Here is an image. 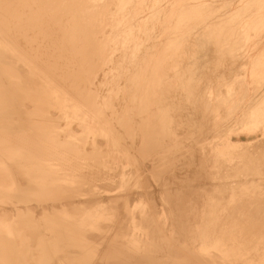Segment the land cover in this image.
<instances>
[{
	"label": "bare ground",
	"instance_id": "6f19581e",
	"mask_svg": "<svg viewBox=\"0 0 264 264\" xmlns=\"http://www.w3.org/2000/svg\"><path fill=\"white\" fill-rule=\"evenodd\" d=\"M4 1H5L4 4L2 3L0 5H2L3 11H5L6 15H8L7 16L9 18L8 23L10 24V21H12V19H13V21H16V24H18L16 26H18L22 37H21V40H20V38H16V39L20 40L21 47H23L22 49H24V50H22V49L21 50L24 51V53L26 54V59L28 60V58L32 57V58L37 60L36 63L34 62V64L38 65L37 62L40 63V61H41V62H43V64L45 62V64L48 65V67H49V65L53 66L55 73H53L52 76H54L55 80H56L53 82H55V83L57 82L56 84L58 85V87L60 88L61 91H66V92H69V94H70V112L68 111L70 113V150H69L70 154L68 153L70 155V168L67 167L69 164H67V166H66L68 169H70V176L67 175V177L69 176L70 180H72V181L75 179H77L78 182L87 181V184L88 185L90 184V186L92 188L93 187L97 188L99 184L101 185V189L96 194L90 196L91 198L89 201L87 198V201L89 204L93 203L89 207V209L95 205L96 206L102 205V204L108 205V203H109V204H111L110 207L113 206L114 209L116 210V212L118 213V216L120 217L119 220L124 222L123 220H125V219H127V221H128V218H132V219L134 218V216H135L134 211L129 210L130 207L134 206V203L136 204V203H138L139 200L144 199V201L147 200L146 202L153 204L154 201L157 200V202H159L162 207H165V206L168 207V209L170 210V213L173 212L174 215L176 214L175 216L177 217V219H176L177 221L174 222L175 220H173V221L171 220L169 222V220H168L169 218H168L167 219L168 221L166 224V227L167 226L168 227L165 228V231H164V226H160L158 224L155 225L153 222L149 221V220H151L150 218L153 217L152 216L153 207L151 206L152 211H150L148 209L149 210L148 212L151 213V215H148L149 220L146 221V222H148V226H147V223H146L147 227L144 226L143 224H141L140 226H142V228H143V226L146 227V229L148 230L147 232L149 233L148 236L146 237V239H147L146 241H148V240L150 241V243L148 245L149 247H147V248H149V250L144 249L145 252L148 250L146 252V254L144 253L145 254L144 256L149 259L150 264H173L172 262L176 263L177 260L175 259V257L178 256V254L179 255L182 254V252L179 253L180 251H182L181 248H184L186 250V252L189 251L190 253H189L188 259L185 261L182 260L181 262L179 260L178 261L179 264H231L232 262L230 263L227 261V260H229L228 257L229 256L232 257V255L237 253V251H239V249H241L242 245L246 241H248V237H250V236L244 235V233H243L242 236H240V234L237 235L238 238L235 239L236 236H233V235H235L234 232L236 231V229L238 227H235V228L231 227L232 230H229L226 227L222 226L223 224L222 225L220 224V222L222 220H220L218 222V219H216V216L213 215L214 212H212V214L210 213L211 215L207 214V213H206L207 215L204 214L205 216L202 215L204 221L201 222L200 220H198L199 216L202 214L204 207H205L203 205L204 204L203 201L200 200L201 199L200 196L202 195L203 192H207V193H210L211 195L215 196L217 194V192L215 194H212V189H215L213 187H216L217 185H215V186L213 185L214 184V181H213L214 177H213L212 173L209 172V169H210L212 164L211 165L207 164L208 158L205 159L206 161L201 162V161H199V160H201V159H199L200 155H198V159H199L198 161L201 163L198 162V164L196 165V161H197V159H196L195 164L193 166L188 164L189 167L186 168V162L188 161L189 158L192 159V157H194V154H195L194 150H196L195 148L192 149L193 147H191L192 141H194V140H192L191 137L193 136L194 129H192L193 128L192 126H194V125H192V124L194 122L193 119L195 117L191 120V122L188 119V121L190 123H192V124H189L186 116L183 115L184 112H186L188 109L185 111L183 109L182 115L185 116L184 118L186 119L184 121L188 122V123L184 122V125L187 126V124H189L191 126V129L193 130L191 133V136L188 137L191 140L186 139L188 135L187 136L185 135L186 137L183 138L182 133H183V135L186 133H184V131H182L183 126L181 124L183 122H181V119H184V118L180 114L182 111H179L180 104L178 103V100H179V98H181V96H183L181 94V89L185 91L188 87L186 89H183V87L181 88V86L183 85L182 84L183 82L181 83L182 79L180 76H177V79L178 78L181 79L180 83L182 85H180V83L177 80L176 81L172 80L173 83L170 84V81H171L170 76L171 75L168 76V74L169 73L171 74V72H173L174 69L176 70V68H175L176 64L173 61L169 62V60H168V58L171 56V55L169 56V53L171 51L168 53L169 57L167 56V50L169 49L168 43L170 40L171 41H170L169 47H170V45L171 46L174 45L175 48H176V45L179 46V44H177L179 42V40H178V42H176V40H175L174 44H171L172 40H174L173 38H170V40L168 39L169 41H167V38H169L170 33H172V34L174 33V36L175 37L178 36L177 38H179V39H180L179 35L181 36L182 33L181 34L178 33L179 31L175 32V29L173 31H171L172 29L171 30L168 29V31L170 30V33L167 34V36L168 35L169 36L166 37V33H168V32L164 29V27L159 29V30L150 29V28H148L149 26L147 25L148 23L146 24V21H144V23H142L141 28H139V26H138L140 22L137 23L136 26H134L133 24H132L133 25L132 26L131 23H128L130 21H128L127 19L130 16L132 18L134 6L131 7V9L129 7L127 8V5H126L125 1H123V0H4ZM1 2H2V0H1ZM146 2H148V1L146 0ZM130 3H132V2H130ZM141 3H142V1H141ZM174 3H176L175 5H177L181 2H179V3L174 2ZM132 4H134V3H132ZM132 4L128 5V6H132ZM175 5H173V6H175ZM141 8H142V6H141ZM171 8L173 9L172 6H171ZM211 8H213V7H211ZM176 11H177V9H176ZM5 12H2V13H5ZM172 12H175V11H172ZM205 12H207V11H205ZM2 13H0V14H2ZM134 13H135V11H134ZM185 13H187V12H185ZM190 13H193V12L191 11ZM2 15H1V17H3ZM14 15L18 16L19 19H22L21 21H23V20L24 21L20 22V20L18 18H15V20H14ZM170 15H172V14H170ZM182 15H183V13H182ZM199 15H202V13L201 14L199 13ZM142 16H143L142 19H144L146 16V13L145 14L143 13ZM178 16L181 17V13ZM168 17H170V16H168ZM202 18H204V16ZM133 19L134 18H132L130 20L132 21ZM167 20H166V22H168ZM174 20H173V22H174ZM13 21H12V23H13ZM157 22H156V24H157ZM166 22H165V20L163 21V19H162V22L160 21L159 24H161V25L163 24V26L165 25V28L166 27L168 28V26L170 24L168 26H166L167 25ZM1 23H2V21H1ZM175 23H178V22H175ZM9 24H7L8 27H10ZM14 24H15V22H14ZM159 24H158V26H159ZM152 25H154V24H152ZM20 27H22V28H20ZM5 29H6V27H5ZM182 32H183V30H182ZM8 33H7V35L12 34V33H10V34H8ZM175 33H176V35H175ZM196 33H198V32H196ZM14 34L17 35L15 32H14ZM2 36L4 37V35H2ZM10 36H7V37H10ZM228 36H229V34H228ZM170 37H173V35H171ZM195 38H197V37H195ZM185 40H183V41H185ZM14 41H15V39H14ZM216 41H215V43H216ZM16 42L18 43L19 41H16ZM12 43L14 44V42H12ZM180 43H182V42H180ZM185 44H187V43H185ZM220 44H222V42H220ZM185 46L188 47V45H185ZM14 47H16V45ZM181 47L182 46H180V48ZM221 47L219 46V48H221ZM19 49H20V47H19ZM18 50H16V51H18ZM176 50H178V49L176 48ZM185 51L186 50H184V52ZM222 51H224V50H222ZM178 52H180V50ZM190 52H191V49H190ZM19 53H20V50H19ZM175 53L176 54H174V55L176 56L177 52H175ZM180 54H182V53H180ZM213 54H214V52H213ZM27 55H29L30 57ZM225 55H227V54H225ZM217 56H219V54ZM177 57H178V59H180L179 55ZM174 58L176 60V57H174ZM174 58H173V60H174ZM190 59H191V57H190ZM218 59H219V57H218ZM29 61H30V59H29ZM175 62L181 63L180 61H175ZM185 63H186V61H185ZM34 64H32V65H34ZM227 64H229V62ZM37 65H35V66H37ZM6 69L8 71V68H6ZM182 69H183V67H182ZM46 70L47 69H45L44 71H46ZM224 70H226V69H224ZM201 71H203V70H201ZM255 74H257V73H255ZM4 75H6V74H4ZM49 75H51V74H49ZM192 76H194V75H192ZM54 77H53V79H54ZM173 77L175 78L176 75ZM173 77H172V79H174ZM182 78H184V77H182ZM37 79H38V77H37ZM212 79H214V78H212ZM30 83H32V82H30ZM33 85H34V83H33ZM188 86H189V84H188ZM224 86H226V85H224ZM184 88H185V86H184ZM1 93H3L4 96L7 95L9 102H10L8 105L11 109H14V107H15L14 101L12 103L13 91L7 83L4 85ZM31 94H34V93H30V95L28 94L29 96H25V97H28V99H29L32 97ZM0 96L2 97V95H0ZM37 96L38 95H35V98ZM183 100L184 99H182V100L180 99L179 101H182V103H183V105L181 104L182 105L181 107L184 106L183 108H185V105H184L185 102H183ZM192 101H194V100H192ZM29 103L32 104V102H29ZM186 103H188V101ZM200 103H199V105H201ZM51 105H52V103L48 102L47 108H52ZM68 105H69V103H68ZM175 105H179V106H175ZM189 106H190V103H189ZM192 106H193V104H192ZM177 107H179V108H177ZM31 108H33V107H31ZM42 109H44V108H42ZM25 110L28 111L27 108H25ZM44 110H46V109H44ZM170 110H172V111H170ZM191 110H192V108H191ZM191 110L189 111L190 114H191ZM36 111H38V110H36ZM197 112H198V110H197ZM211 112H213V111H211ZM192 113H193V111H192ZM34 114H36V113H34ZM54 114H56V113H54ZM37 115L40 116L39 113H37ZM61 115H62V113H61ZM194 115H195V112H194ZM29 116H30V114H29ZM66 116H67V114H66ZM187 116L189 117L190 115L187 114ZM36 117H38V116H36ZM57 118H58V115H57ZM36 119H38V118H36ZM219 119L220 118H218V120ZM62 120L63 119L59 120V122ZM207 120L205 121V123H207ZM11 121L13 122L14 120L11 119ZM41 122L47 126L49 124H46V123L52 122V117L48 116V115H43L41 118ZM59 122H58V125H60ZM196 122H197V119H196ZM198 122H199V119H198ZM185 123H187V124H185ZM196 125H197V123H196ZM204 125L202 128H204ZM190 126H188V127H190ZM208 126H210V125L208 124ZM36 127H40V126L36 125ZM41 127L43 128V126H41ZM188 127H183V128H188ZM20 128H22V127H20ZM47 128L49 129L50 127L47 126ZM56 128H58V127H56ZM59 128H60V126H59ZM197 128H198V126L196 127V129ZM214 128H217V127H214ZM191 129H189V131ZM185 130H187V129H185ZM205 130H206V128H205ZM189 131H185V132H188L187 134L190 135ZM206 131H208V130H206ZM62 132H60V134H62ZM195 132L197 133L199 131L195 130ZM44 133H46V132L44 131ZM203 133H205V132H203ZM60 134H59V137H60ZM199 135L201 136V134H199ZM199 135H198V137H199ZM64 136L62 135L61 138H63ZM202 136H201V139H202ZM195 137L198 138L197 136H195ZM205 137L203 138V140H205ZM15 139H16V137H15ZM17 139H18V137H17ZM56 139H57L56 140L57 142H59V141L62 142L64 140V139L63 140L61 139L58 141V139H60V138H56ZM56 141H55V143L57 144ZM31 142H33V141H31ZM201 142L203 143V141H201ZM36 143L37 142H35V144ZM194 143H197V142H194ZM207 143L209 144V142H207ZM17 146H18V144H17ZM22 146H24V145H22ZM205 146L207 148L206 144H205ZM47 148H49V147H47ZM196 148H198V147H196ZM67 149L66 150L62 149V150L67 151ZM183 149H184V151H183ZM224 149L229 151V143H226ZM29 150H30V148H29ZM203 150H205V152ZM33 151L35 152V150H33ZM33 151H32V153H33ZM41 151H42V149H41ZM56 151H58V150H56ZM197 151H198V149H197ZM201 151H203V153L206 154L205 148L204 149L201 148ZM207 151H209V150H207ZM49 152H50V150H49ZM59 152H57V153H59ZM183 152H185V153L182 155ZM51 153H53V152H51ZM185 154H187V155H185ZM64 157H67V156H64ZM195 157H196V154H195ZM51 158H52V155H51ZM68 158H69V156H68ZM7 159H9V158H7ZM48 159H50V158L48 157ZM9 160H11V159H9ZM15 160H16V158H15ZM64 160H66V159H64ZM222 162L223 161H221V165H222ZM210 163H211V160H210ZM58 165L59 164L57 163V166ZM61 165H62V163H61ZM61 165H59L60 168H62ZM43 166H45V165L43 164ZM214 167H215V165H214ZM220 167L222 168V166H220ZM67 168H66V170H67ZM232 168H229V169L232 170ZM62 171H65V169ZM221 171H222V169H221ZM228 172L229 171H227V173ZM45 173L46 172H44V174ZM225 173H223V174H225ZM58 174H60V173H57V175ZM223 174H221V175L223 176ZM30 175H32V174H30ZM31 177L32 176H30V178ZM0 178H2V177L0 176ZM37 178H38V176H37ZM5 179H6V177H5ZM56 179H58V176L56 177ZM220 179H222V178L220 177ZM225 179H223V180H225ZM192 180L195 181L196 183H192L193 182ZM217 180H218V178L216 179V181ZM63 181H65V180H63ZM67 181H68V179L66 180V182H63V183L65 184V183H67ZM95 182L98 184H96ZM68 183H67V185H68ZM73 183L75 184L74 181H73ZM73 183L71 182V184H73ZM1 184L3 185V183H0V185ZM57 184H59V183H57ZM62 184H60V185H62ZM71 184H70V187H68V189L73 187ZM83 184H86V182ZM224 184H226V183H224ZM79 185L81 186L82 184L80 183ZM221 185H223V184H221ZM10 186H11V184H10ZM55 186L57 187V185H55ZM77 186H78V184H77ZM90 186H88V187H90ZM226 186H227V184H226ZM36 187H38V186L37 185L36 186H30L28 184L24 185L22 183L21 184L18 183L14 187H11L9 192L2 191V189L0 188V199L6 203L5 207L1 208L2 209L1 211H2V213H3V211L4 212L8 211V213L11 215L10 216L11 217L10 222L12 224V227H14L15 231L17 233H19V234H17L19 237L16 240L15 238L13 239L10 236L6 235L4 232L2 233L0 231V264H17V262L19 261V251L23 247L25 248V246H26V245L24 246L23 241H25V239H27V237L25 236V234L23 236L22 230L24 233V226H27V225H26V223H23L21 220V218L26 217V215L29 216V218H30V226H33L35 231H37V233H40V235H41L40 237L37 236L38 238H36V244H35L34 248H35V250H37V254H36L37 258H39L44 264H49L50 262H48L49 260H47L48 259L47 257L53 255V254H51L52 251H49V249H48V248H50L48 245V243L50 241L47 243L48 240L61 241V243H59L58 245L53 246V248H57V249H55V252H57L55 254L60 255L62 258V261H60L61 263H63V264H95V260H97V258L94 259L93 257H91L89 255V252H90L89 246H87L86 244H83L80 241L81 235L79 234V231L81 232L83 230L87 239H94L97 236H99L100 234H102L103 231L100 228H98V225L100 223L99 219L102 217V215L100 213H96V211L89 212V215L83 214V213L77 214V215H82V217H79V216L71 217L73 219V223L75 224V227L74 228L70 227V230H69L63 224L62 219H60V220L56 219V209H54L52 206H49V205H46V206H44L43 204L41 205L38 200L34 199V196L31 195V192H33L34 190L36 191ZM49 187H48V189H49ZM56 187L52 188V190L55 189ZM66 188L67 187H65V189ZM44 189H46V188H44ZM58 189L59 188H57V190H56L57 192L56 191L54 192L55 197H58V196H56V194L58 193ZM74 189H75V187H74ZM79 189H81V188L79 187ZM228 189L229 188H227V192H228ZM52 190L50 192L53 193ZM70 190L71 189H69V193H70ZM72 190H73V188H72ZM90 190H92V189L90 188ZM230 190L231 189H229V191ZM75 191L77 193V191H79V190L77 189ZM82 191H80V192H82ZM47 192H49V190ZM222 193H221V195H222ZM178 194H179V196H178ZM218 194L220 196V193H218ZM39 195H41V194L39 193L38 197H39ZM35 196H36V194H35ZM52 196H54V195H52ZM66 196H65V198H66ZM70 196H71V194H70ZM214 196H213V198H214ZM178 197H180L178 200L175 199ZM202 197H204V196H202ZM217 197H218V195H217ZM224 197H226V196H224ZM78 198H79L78 195L74 196L73 198H70V200H69L70 204L76 203V199H78ZM47 199H49V198H47ZM66 199H64V202ZM219 199H220V201H222L221 197ZM225 199H228V198L226 197ZM225 199H223V201ZM66 201H68V200H66ZM144 201H142L143 203L141 202V204H144L145 203ZM215 201H216V199H215ZM34 203H35V205H34ZM183 203L188 204L187 206L190 207L191 210L193 209L192 213H195V215L197 216V219L195 218V220H194V217H192L193 220L190 219L189 210H186V212H182L183 209H181V208H182ZM207 203H209V201H207ZM84 204H86V203H84ZM84 204L82 205L83 207H84ZM146 204H148V203H146ZM222 204H223V202H222ZM236 204H234L235 206L233 205L234 206L233 209L231 208L232 210H234L233 215L236 213L235 212V207H237ZM53 205H54V203H53ZM72 205H75V204H72ZM107 205H106V207H107ZM148 205H151V204H148ZM219 205L221 206V204H219ZM75 206L77 207V205H75ZM96 206H95V208H97ZM135 206H134V208H135ZM187 206L185 205V207H187ZM69 207H70V205H69ZM69 207L67 206V208H69ZM76 207L75 208L72 207L71 209H73V208L78 209ZM79 207H81V206H79ZM223 207H224V204H223ZM95 208H94V210H96ZM147 208H150V206L149 207L147 206ZM211 208H212V205H211ZM80 209H82V208H80ZM106 209L109 210V208H105V210ZM145 209H146V207H145ZM156 209L157 208H155V210ZM205 209H208V207ZM227 209H230V208H227ZM231 209H230V211H232ZM259 209H260V207H259ZM210 210H213V209H210ZM253 210L254 209H252L251 211H253ZM137 211H135V212H137ZM156 211H158V210H156ZM255 211H254V213H255ZM146 212H147V210H146ZM163 212H164V210H163ZM247 212H250V211L248 210ZM153 213H154V211H153ZM204 213H205V211H204ZM227 213L229 214L231 212H227ZM262 213H261V215H262ZM114 214H116V213H114ZM114 214H112V215H114ZM219 214H220V212H219ZM164 215H165V213H164ZM174 215L170 214V217L171 216L173 217ZM230 215L232 218V214H230ZM253 215H251V217H253ZM1 216H3V215H1ZM116 216H115V218H117ZM150 216H152V217H150ZM155 216H157V214ZM175 216H174V218H175ZM220 216H222V215H220ZM226 217H228V216H226ZM226 217H223V219ZM141 218H139V219H141ZM145 218L144 219L142 218L143 221H145ZM235 218H236V216H235ZM79 219L81 220L80 222L78 221ZM146 219H148V218H146ZM153 219H154V217H153ZM156 219H157V217H156ZM248 219H250V217ZM137 220H136V216H135L134 222H136ZM155 220H153V221H155ZM224 220L226 222L227 219H224ZM116 221H117V219H116ZM254 221H256V220L254 219ZM258 221L262 222V219H258L256 222L258 223ZM222 222H224V221H222ZM248 222H249V220H248ZM248 222H247V224H248ZM105 223L106 222H104V224ZM113 223H116V222L113 221ZM119 223L122 224L121 222H119ZM132 223H133V221H132ZM138 223H140V222H138ZM142 223H144V222H142ZM149 223H150V225H149ZM164 223H165V221L163 222V224ZM226 223H225V225H226ZM250 223H252V221L249 222V224ZM262 223L264 224V221ZM108 224H110V223H108ZM120 224H119V226H120ZM123 224H125V222ZM127 224L130 225V223H127ZM254 224H256V223H254ZM226 226L228 227V225H226ZM248 226L251 227L250 225H248ZM260 226L262 227L261 223H260L259 227L257 224V226H255V228L257 227V228L262 230V228ZM113 227H112V229H113ZM123 227H125V226H123ZM128 227L127 228L125 227L123 229L121 227L119 228V227L115 226L114 234H113V232L111 233V231H109V232L111 233V235H114L115 238H116V236H117V238H118V236L120 238L122 235H125V234L128 236L129 233L127 234V232L130 229V227H129V229H128ZM252 227H254V226H252ZM252 227H251V229H252ZM176 229L179 230V233L182 235V237H181L182 241L180 243H176V242L172 243L170 241V239H173V238H167ZM246 229H248V228H246ZM243 230H240V231H243ZM248 230L251 231L250 228ZM240 231H238V232H240ZM256 231H257L256 233H259V231L257 229H256ZM252 232H254V231L252 230L251 233ZM262 232H263V230H262ZM143 233H145V231ZM163 233H164V236L166 237V239H164L165 237L162 238ZM176 233L179 234L178 231ZM7 234H10V233H7ZM20 234H22V235H20ZM263 234L264 233H262V235ZM104 235L108 236L110 234L106 233ZM256 235H258V234H256ZM101 236H103V235H101ZM135 236H137V235H135ZM103 237H102V239H103ZM109 237H111V236H109ZM138 238H137V241L139 240ZM103 240L106 241V239H103ZM120 240H123V239H120ZM250 240H251V238H249V242L252 241V240L251 241ZM99 241H102V240H99ZM105 241H102V243L103 242L105 243ZM120 242L122 243V241H120ZM142 242H144V240ZM117 243H119V242H117ZM146 243L144 245H146ZM248 243L246 244L247 247H248ZM101 244L99 243V245H101ZM140 244L141 243L139 242V246H141ZM181 244H183V246ZM110 245H112V244L110 243ZM110 245H106L107 250L111 248V247L108 248V246H110ZM104 246L102 244V247H104ZM116 246H120V245L118 244ZM123 246H122V248L124 249L125 246L124 247ZM127 246L129 247V245H127ZM116 248H118V247H116ZM103 249H105V247ZM245 249H246V247H245ZM255 249H256V247H255ZM112 250H114V249H112ZM134 250H136V249H134ZM137 250L140 251L141 253L143 252L140 249H137ZM111 251H110V254L112 255L113 251H112V253H111ZM122 251L119 254L120 257L118 254H116L120 258L119 259L120 262H124L125 260L127 262V260H129L131 257H134V255L133 256L131 255V257H130L128 255L129 253L126 254ZM124 251H126V248ZM108 252H109V250H108ZM77 254H81L84 258L78 257ZM125 254L128 256H126ZM138 254H136V255H138ZM113 255H112L113 256L112 258H114L116 256L115 254H113ZM141 256H142V254H141ZM85 257H87L88 259H85ZM99 257L100 256L98 255V258ZM179 257H184V256L180 255ZM235 257H237V256H235ZM116 258L117 257H115V259ZM140 258H142V257H140ZM146 258H144V259H146ZM173 258L176 261H173ZM255 258H257L256 254L249 257L248 261H249V259H251V261H253ZM39 259H38V261H39ZM134 259H137V257L135 256ZM23 260H25V259L23 258ZM139 260H141V259H139ZM244 260L245 259L243 258L241 260V263L247 264L246 263L247 260L246 261H244ZM105 261H110V260L106 259ZM105 261H104V263H106ZM98 262H100V261H98ZM115 262H116L115 264L119 263L117 261H115ZM263 262L264 261H262V263ZM110 263L114 264L113 261H111ZM257 263H259V262L257 261ZM262 263H260V264H262ZM52 264H58V262L54 261V262H52ZM123 264H125V262ZM234 264H236V263H234Z\"/></svg>",
	"mask_w": 264,
	"mask_h": 264
},
{
	"label": "rangeland",
	"instance_id": "374dc122",
	"mask_svg": "<svg viewBox=\"0 0 264 264\" xmlns=\"http://www.w3.org/2000/svg\"><path fill=\"white\" fill-rule=\"evenodd\" d=\"M123 1H125L127 8L129 7L131 9V7L134 6L133 10L135 11V13L133 11V15L131 14L132 18H134V19L131 21L130 20V19H132L131 16L127 19L128 21H130L128 23H131V25L133 24L134 26H136L137 23L140 22L138 26H139V28H141L142 23H144V21H146V24L148 23L147 25L149 26L148 28H150V29L159 30V29L164 27V29L168 32V33H166V37L169 36V35L167 36V34L170 33L171 29H172L171 31H173L175 29V32L179 31L178 33H180V34L182 33L181 36L178 34L180 39L177 38L178 36L175 37L174 33L173 34L170 33V36L173 35V37L169 36V38H167V41H169L170 38H173L174 40H172L171 44H174L175 40H176V42H178V40H179V42L177 43V44H179V46L176 45V48L178 50H176L174 45H172L173 47L171 45L169 47V44L171 41L170 40L168 43L169 49L167 50V56H168V53L170 51L173 54L171 52H170L171 54L169 53V56L171 55L170 57L172 59L169 56H168L169 58L168 57L167 58H168L169 62L173 61L176 64V67H175L176 70L174 69V71H173L174 73L171 72V74L170 73L168 74V76L171 75L170 76L171 81L169 80L170 84L176 80L180 83V81L182 79L181 83L183 82L182 83L183 85L180 83V85H182L181 88L183 87V89H186L188 87L185 91L181 89V94L183 96H181V98H179V100L184 99L183 102H185V104H184L185 108H183L184 106L181 107L183 105V103H182V101H179V100H178V103L180 104V106L179 105H175V106L180 107L179 111H182L180 113L181 115L183 114V109H184V111L188 109L186 111L187 113L184 112V114H183L186 116L187 121L189 119L191 122V120L194 117L197 119V122H196L195 118L193 119L194 120L193 124L188 121L189 124L194 125V126H192L193 127L192 129H194V131L191 129V126L189 124H187L188 122L184 121V120H186L184 118L185 116L182 115L184 119H181V122H183L181 125L183 127L190 126L188 128L191 129L189 131L188 128L182 127V131H184V133H186L184 135L182 133L183 138H185L188 135L186 139H190L188 137L191 136V133L193 131V136L191 138L194 141H192V144H191L192 146L191 145L190 146L193 147L192 149H194V148L196 149L194 151H195V154L197 157L196 158L195 154L193 153L194 157H192V159L191 158L188 159V161L186 162V168L189 167V165L193 166L195 164L196 159H197V161H196V165H197L199 161L204 162V161H206L205 159L208 158L207 164H210V165L212 164L210 169H209V172H211L213 177H214V179H213L214 184L213 185L214 186L217 185L216 187H213L216 190L212 189V194H215L217 192V194L215 196L211 195L210 193H207V192H203L202 195L200 196V198H201L200 200L203 201V203H204L203 205L205 207H204L202 214L199 216L198 220H200L202 222V221H204L203 216L210 214V213L212 214V212H214L213 215L216 216V219H218V222L220 220L224 221V222H222V221L220 222L221 225L223 224L222 226L226 227L229 230H232V228L238 227L237 228L238 230L236 229L237 232L235 231L234 232L235 235H233V236H236L235 239L238 238L237 235L240 234V236H242L243 233H244V235L250 236V237H248V241H246L242 245L241 249H239V251H237V253H235L236 255L234 254V255H232V257L231 256L228 257V259L230 260V261L227 260L228 262H230V263L232 262L231 264H234V263L242 264L241 260L244 258L245 259L244 261L247 260V262H246L247 264H260V263H262V261H264V234L262 235V233H264V226H263L264 224L262 223L264 221V97H263L264 96V0H184V1L183 0H181V1L180 0H147L148 2H146V0H140V1L139 0H123ZM141 1H142V3H141ZM4 2H5L4 0H2V2L0 0V4H2V3L4 4ZM130 2H132L134 4H132ZM174 2H177V3L181 2V3L175 5L176 3H174ZM131 4H132V6H128ZM173 5H175V6H173ZM0 6H1L0 7L1 8L0 13L5 12L2 9V5H0ZM141 6H142V8H141ZM171 6L173 7V9L171 8ZM211 7H213V8H211ZM176 9H177V11H176ZM169 10L170 11L172 10L175 12H172V11L170 12ZM191 11L193 13H190ZM205 11H207V12H205ZM185 12H187V13H185ZM198 12L200 14L202 13V15H199ZM143 13L144 14L146 13V16H147V17L145 16L144 19H142ZM180 13H181V17L178 16V15H180ZM182 13H183V15H182ZM2 14H0V26H1L0 27V42H1L0 43V74L2 75V78L6 81L5 83H7L13 91L12 103L14 101L15 107H14V109H11L9 107L8 104L10 102H9L8 98H4V101H2V103L0 105V114L3 115V121H2L3 139L0 142V176L2 177V178H0V181H1L0 183H3V185L1 184L0 188L2 189V191L9 192L11 187H14L15 185H17L18 183H16V177L13 176V171L18 170L21 174L19 179L21 180L22 184H24V185L28 184L30 186H36V185L38 186V187H36V191L34 190L33 192H31V195L34 196V199L38 200L41 205L42 204L44 206L49 205V206H52L54 209H56V219L57 220L62 219L63 224L69 230H70V227H72V228L75 227V224L73 223V219L71 217H73V216L82 217V215H77V214H82V213L89 215V212H91V211H96V213H100L102 215V217L99 219L100 223L98 225V228H100L103 231L102 234H100L99 236H97L94 239H87L83 230L81 232L79 231V234L81 235L80 241L83 244H86L87 246H89V249H90L89 255L91 257H93L94 259L97 258V260H95V264L96 263L97 264H109L111 261H113L114 264L116 263L115 261L119 262L118 264H123L124 262H125V264L126 263L127 264H130V263L131 264H140V263L141 264H146V263L150 264L149 259L144 256L146 254V252L149 250V248H147V247H149L148 245L150 243L149 240L146 241L147 240L146 237L149 234L147 232L148 230L146 229V227L148 226V222H146V221L149 220L148 215H151V213L148 211L149 210L152 211V208H151V206H152L153 211H154V213L152 211V216L154 217V219L152 216H150L152 218H150L151 220H149V221L153 222L155 225L158 224L160 226H164V231H165V228L168 227V226L166 227L168 220H169V222L171 220L172 221L175 220L174 222L177 221L176 220L177 217L175 216L176 214L174 215L173 212L170 213V210L168 209V207H166V206L162 207L160 205V203L157 202V200H155L154 203L152 204V203L146 202L147 201L146 199H145L146 201H144V199H142V200H139L138 203H136V204L134 203V206L136 205L135 208H134V206L129 208V210L134 211L135 216H136V220L137 219L138 220L136 222H134L135 216L133 219L128 218V221H127V219H125L126 221L123 220L126 224L125 225V224H123L124 222L119 220L120 217L118 216V213L116 212V210L114 209L113 206L110 207L111 204H109V203H108V205L106 204L107 207L105 204L104 205L102 204V205H97V206L95 205L97 208H95V206H92L89 209V207L93 204V203L92 204L88 203V201L91 198L90 196L96 194L101 189V185L99 184L97 188L96 187L92 188L90 186V184L89 185L87 184V181L78 182V180L75 179V180H73L75 182V184H74L73 181L70 180V177H69L70 176V169H68V168H70V155H69L70 154V151H69L70 150V113H69L70 112V94H69V92L61 91L60 88L58 87V85L56 84L57 82L56 83L53 82V81H56L55 77L52 76V74L55 73L53 66L49 65V67H48V65H46L45 62L43 64V62H41V61H40V63L37 62L39 65L38 66L37 64H34V62L36 63L37 60L30 57L29 55H27V56H29L30 58H28V60L26 59V54L24 53V51H22L24 49H22L23 47H21V43H20V40L22 37L21 32H20L18 26H16L18 24H16V21H13V19H12L13 23H12V21H10V24H9L8 23L9 18L7 17L8 15H6V12L2 13ZM170 14H172L173 16ZM1 15L3 17H1ZM166 16L167 17L170 16V17L167 18ZM203 16H204V18H202ZM15 18L19 19L18 16L14 15V20H15ZM162 19H163V21L165 20V22H166V20L168 21V22H166L167 23L166 26H168L170 24L168 26V28L167 27L165 28V25L163 26V24L162 25L159 24L160 21L162 22ZM19 20H20V22L24 21V20L21 21L22 19H19ZM173 20H174V22H173ZM1 21H2V23H1ZM5 22L7 24H9L10 27H8ZM14 22H15V24H14ZM156 22H157V24H156ZM175 22H178V23H175ZM152 24H154V25H152ZM158 24H159V26H158ZM5 27H6V29H5ZM20 28H22V27H20ZM168 29H170V30L168 31ZM182 30H183V32H182ZM14 32L17 35H15ZM196 32H198V33H196ZM7 33L8 34L12 33V34H10L11 35L10 36V35H7ZM228 34H229V36H228ZM2 35H4V37ZM175 35H176V33H175ZM5 36L6 37L10 36V37L6 38ZM195 37H197V38H195ZM16 38H20V40L19 39L17 40ZM14 39H15V41H14ZM183 40H185V41H183ZM16 41H19V42L17 43ZM215 41L217 44L215 43ZM12 42H14V44ZM180 42H182V43L184 42V43L182 44ZM220 42H222V44L223 43L224 44L222 45V44H220ZM185 43H187V44H185ZM15 45H16V47L17 46L18 47L17 48L14 47ZM185 45H188V47ZM180 46H182V47L180 48ZM219 46L220 47L222 46L223 48L222 47L219 48ZM19 47H20V49H19ZM18 49L20 50V53H19ZM190 49H191V52H190ZM16 50H18V51H16ZM179 50H180V52H178ZM184 50H186V51L184 52ZM222 50H224V51H222ZM212 51L214 52V54ZM175 52H177L176 56L174 55V54H176ZM180 53H182V54H180ZM218 54H219V56H217ZM225 54H227L228 56ZM178 55L180 56V59H178V57H177ZM181 55L182 56L184 55L183 56L184 58ZM174 57H176V60ZM190 57H191V59H190ZM218 57H219V59H218ZM173 58L175 61H180L182 64L176 63L173 60ZM29 59L31 62L29 61ZM185 61L187 64L185 63ZM228 62L230 65L227 64ZM32 64H34V65H32ZM35 65H37V66H35ZM5 67L8 68V71ZM182 67H183V69H182ZM45 69H47V70L44 71ZM224 69H226V70H224ZM201 70H203V71H201ZM48 73L51 75H49ZM255 73H257V74H255ZM4 74H6V75H4ZM175 75H176V77L174 78L173 76H175ZM192 75H194V76H192ZM177 76H180L181 79L178 78L179 79L178 80ZM37 77H38V79H37ZM53 77H54V79H53ZM172 77L175 80L172 79ZM182 77H184V78H182ZM212 78H214V79H212ZM30 82H32V83H30ZM33 83H34V85H33ZM188 84L190 87L188 86ZM224 85H226V86H224ZM184 86H185V88H184ZM30 93H34L35 95H38V96L35 98V95L31 94V96L33 98L31 96H30L31 98H29V99H28V97H25V96H29ZM192 100H194V101H192ZM187 101H188V103H186ZM29 102H32V104ZM48 102L52 103V105H51L52 108H47ZM68 103H69V105H68ZM189 103H190L191 107L189 106ZM199 103L201 105H199ZM192 104H193V106H192ZM31 107H33V108H31ZM179 107H177V108H179ZM25 108H27L28 111H26ZM42 108H44L46 110H44ZM191 108H192V110H191ZM36 110H38V111H36ZM190 110H191V114L189 112ZM197 110H198V112H197ZM170 111H172V110H170ZM192 111H193V113H192ZM211 111H213V112H211ZM194 112H195V115H194ZM34 113H36V114H34ZM37 113H39L40 116L37 115ZM54 113H56V114H54ZM61 113H62V115H61ZM29 114H30V116H29ZM66 114H67V116H66ZM187 114H189L190 116L188 117ZM35 115L38 117H36ZM41 115L42 116L48 115V116L52 117V122L46 123V124H49L47 126L50 127L49 128L50 130L47 128V126L44 123L41 122V118H42ZM57 115H58V118H57ZM36 118H38V119H36ZM53 118L54 119L56 118V119L54 120ZM218 118H220V119L218 120ZM11 119H13L15 122L14 121L12 122ZM61 119H63V120L59 122V120H61ZM198 119H199V122H198ZM206 120H207V123H205ZM58 122L60 123V125H58ZM184 122H187V123H185V124H187V126L184 125ZM196 123H197V125H196ZM208 124L211 127L208 126ZM36 125L40 126V127H36ZM203 125H204V128H202ZM0 126H1V124H0ZM41 126H43V128ZM59 126H60V128H59ZM195 126L196 127L198 126V128L196 129ZM20 127H22V128H20ZM56 127H58V128H56ZM214 127H217V128H214ZM205 128L208 131H206ZM185 129H187V130H185ZM195 130L199 131V132H197L198 134L195 132ZM44 131L46 133H44ZM185 131H189L190 135L187 134L188 132H185ZM60 132H62V134H60ZM203 132H205V133L207 132V133L205 134ZM59 134H60V137H59ZM199 134H201V136L203 135L202 139H201V136ZM62 135L63 136L65 135V136L63 138H61ZM198 135L200 138L198 137ZM195 136H197L198 138H196ZM15 137H16V139H15ZM17 137H18V139H17ZM204 137H205V140H203ZM56 138H60V139H58V141L61 139L62 140L64 139V140L62 142L61 141L57 142ZM31 141H33V142H31ZM55 141L57 142V144L55 143ZM201 141H203V143ZM206 141L209 142V144ZM35 142H37V143L35 144ZM194 142H197V143H194ZM226 143H229V151L224 149ZM17 144H18V146H17ZM205 144L207 145V148H206ZM22 145H24V146H22ZM47 147H49V148H47ZM196 147H198V148H196ZM29 148H30V150H29ZM31 148L32 149L34 148L33 150H35V152ZM201 148L206 149V154L203 153V151L205 152V150L201 151ZM41 149H42V151H41ZM48 149L50 150V152ZM62 149L63 150L67 149V151H63ZM197 149H198V151H197ZM56 150H58V151H56ZM207 150H209V151H207ZM32 151L34 154L32 153ZM183 151H184V149H183ZM51 152H53V153H51ZM57 152H59V153H57ZM184 153L185 152H183L182 155ZM51 155H52V158H51ZM185 155H187V154H185ZM198 155H200L199 159H201V160L198 159ZM64 156H67V157H64ZM68 156H69V158H68ZM48 157L50 159H48ZM7 158H9L11 160H9ZM15 158H16V160H15ZM64 159H66L67 161ZM210 160H211V163H210ZM221 161H223L222 165H221ZM56 162L59 165H61V163H62V165H61L62 168H60L59 165L57 166ZM201 162H199V163H201ZM43 164L45 166H43ZM67 164H69V165L67 166ZM214 165H215V167H214ZM220 166H222V168ZM66 168H67V170H66ZM229 168H232V170H230ZM64 169H65V171H62ZM221 169H222V171H221ZM226 170L229 171L230 173L228 172L229 173L228 174ZM18 171H15V172H18ZM43 171L46 173L44 174ZM36 173L37 174L39 173V174L37 175ZM57 173H60V174L57 175ZM223 173H225V174H223ZM30 174H32V175H30ZM221 174H223V176ZM67 175H69V176L67 177ZM4 176L6 177L7 180L5 179ZM30 176H32V177L30 178ZM37 176H38V178H37ZM57 176H58V179H56ZM220 177L222 179H220ZM217 178H218V180L216 181ZM67 179H68L67 183L68 182L70 184H71V182L73 183V184H71L73 186L72 187L73 190H72V188H69L72 190V191L70 190V193H69V189H68V187H70V184L68 183V185H69L68 186L67 183H65V184L63 183V182H66ZM223 179H225V180H223ZM63 180H65V181H63ZM85 182H86V184H83ZM57 183H59V184H57ZM80 183L82 184L81 186L79 185ZM192 183H196V182L193 181ZM224 183H226L227 186ZM10 184H11V186H10ZM60 184H62V185H60ZM77 184H78V186H77ZM96 184H98V183H96ZM221 184H223V185H221ZM55 185H57V187ZM64 186L67 188L65 189ZM88 186H90V187H88ZM48 187H49V189H48ZM54 187H56V188L52 190V188H54ZM74 187H75V189H74ZM79 187L81 189H79ZM44 188H46V189H44ZM57 188H59L58 193L56 194V196H58V197H55L54 192L57 190ZM90 188L92 190H90ZM227 188H229L231 190L229 191V189H228V192H227ZM47 189L49 190V192H47L48 191ZM77 189L79 190V191H77L78 194L75 191ZM51 190L53 191V193L50 192ZM80 191H82L83 193ZM39 193L41 195H39V197H38ZM218 193H220V196ZM221 193H222V195H221ZM35 194L37 197L35 196ZM51 194L54 196H52ZM70 194H71V196H70ZM77 195L79 198L76 199V203L70 204V201H69L70 198H73L74 196H77ZM217 195L219 198L221 197L222 201H220V199L217 197ZM65 196L67 199L65 198ZM178 196H179V194H178ZM202 196H204V197H202ZM213 196H214V198H213ZM224 196H226L228 199H225L226 197H224ZM47 198H49V199H47ZM87 198H88V201H87ZM179 198L180 197L175 198V199L178 200ZM64 199H66L68 201L65 200V202H64ZM215 199H216V201H215ZM223 199H225V200L223 201ZM1 201L2 200L0 199V214L3 216L0 215V219H1L0 220V231L2 233L4 232L6 235L10 236L11 238H13V239L15 238L17 240L19 237L17 234H19V233H17L15 231L14 227H12V224L10 222V219H11L10 216L11 215L8 213V211L7 212L3 211V213H2L1 208L2 207L4 208L6 203L4 201H2V202ZM142 201H144L145 203L141 204ZM207 201H209V203H207ZM231 201L232 202L234 201V202L232 203ZM222 202L224 204V207H223ZM53 203H54V205H53ZM84 203H86V204H84ZM146 203L151 204V205H148ZM68 204L70 205V207ZM72 204L77 205V207L75 205H72ZM83 204H84V207L82 206ZM219 204H221V206ZM234 204H236L237 207H235L236 213L233 215L234 210H232V209L235 206ZM34 205H35V203H34ZM185 205L187 206L188 204H186V203L182 204V208H181V209H183L182 212H186V210H189L190 219L193 220L192 217H194V220H195V218L197 219V216L195 215V213H192L193 209L191 210L190 207H188V206L185 207ZM211 205H212V208H211ZM67 206L69 208H67ZM71 206L74 208L76 207L78 209H74V208L71 209L72 208ZM79 206H81V207H79ZM147 206L148 207L150 206V208H147ZM145 207H146V209H145ZM207 207H208V209H205ZM259 207H260V209H259ZM80 208H82V209H80ZM94 208L96 210H94ZM105 208H109V210L106 209L107 210L106 211ZM155 208H157L156 210H158V211H156ZM227 208H230V209L232 208L231 209L232 211H230V209H227ZM210 209H213V210H210ZM252 209H254V210L251 211ZM146 210H147V212H146ZM163 210H164V212H163ZM248 210L250 212H247ZM135 211H137V212H135ZM204 211H205V213H204ZM218 211L220 212V214ZM254 211H255V213H254ZM227 212H231V213L228 214ZM114 213H116V214H114ZM164 213H165V215H164ZM261 213H262V215H261ZM112 214H114V215H112ZM154 214L155 215L157 214V216H155ZM170 214L174 215L175 218H174V216L170 217ZM230 214H232L233 219L231 218ZM220 215H222L223 217L228 216V217L224 218V219H227L226 220L227 223L225 222L223 217ZM251 215H253V217H251ZM115 216L117 218H115ZM144 216L145 217L147 216L146 218H148V219H146ZM235 216H236V218H235ZM138 217L139 218L142 217L143 219L145 218V221H143L142 218L139 219ZM156 217H157V219H156ZM249 217H250V219H248ZM257 218L262 219V222L258 221V223H257L256 222L258 220ZM80 219L78 220L79 222L81 221ZM116 219H117V221H116ZM254 219L256 221H254ZM21 220L23 223H26V225H27V226H24V233L22 230L23 236L25 234L27 239H25V241H23L24 246L25 245L26 246H25V248L23 247L19 251V261L17 262V264H44L39 258H37V255H36L37 250H35V248H34V246L36 244V238L41 236L40 233H37V231H35L34 227L30 226L29 216L26 215V217L21 218ZM112 220L114 222H116L118 225L116 223H113ZM153 220H155V221H153ZM248 220H249V222L252 221V223L249 224ZM132 221H133V223H132ZM164 221H165V223L163 224ZM104 222H106V223L104 224ZM119 222H121L123 225L120 224ZM138 222H140V223H138ZM142 222H144V223H142ZM247 222H248V224H247ZM253 222L256 224H254ZM259 222L262 224V227L261 226L260 227L262 228L263 232L261 229H259L257 227L255 228V226H257V224L259 227V225H260ZM108 223H110V224H108ZM127 223H130V225ZM146 223H147V226H146ZM150 223H149V225H150ZM225 223H226V225H228V227L225 225ZM119 224H120V226H119ZM141 224H143L146 227L143 226V228H142V226H140ZM114 225L116 227H119V228L121 227L123 229L125 227L127 228L129 226L130 229L128 227L129 230L127 232V234L129 233L128 236L125 234V235L121 236L122 238L121 237L119 238V236H118V238H117V236L115 238L114 235H111L112 232L114 234V229H115ZM248 225H250L251 227L252 226H254V227H252V229H251V227H249ZM123 226H125V227H123ZM112 227H113V229H112ZM246 228H248V229L250 228V230L251 231L253 230L254 232L251 233V231H249ZM256 229L259 231V233H256L257 232ZM240 230H243V231H240ZM109 231H111V233ZM144 231H145V233H143ZM177 231L179 233V230L176 229L173 231V233H171L169 235V237H167V238H173V239H170V241L172 243H174V242L180 243L182 241V239H181L182 235L180 233L177 234L176 233ZM238 231H240V232H238ZM105 232L107 234H110V235H108V236L104 235V234H106ZM7 233H10V234H7ZM22 234H20V235H22ZM256 234H258V235H256ZM101 235H103L104 237ZM135 235H137V236H135ZM109 236H111V237H109ZM162 236H161L162 238L165 237L164 233ZM102 237H103V239H106V241L103 240ZM137 238L139 239L138 241H137ZM249 238H251V240L253 242L251 240H250L251 242H249ZM120 239H123L124 241L120 240ZM164 239H166V237ZM99 240L105 241V243L104 242L102 243V241H99ZM143 240H144V242H142ZM120 241H122V243ZM117 242H119V243H117ZM139 242L141 243L140 245L142 247L139 246ZM47 243L50 247V248H48L49 251H52L51 254H53L52 256L47 257L48 258L47 260H49L48 262H50L49 264H52V262H54V261L58 262V264H63L60 262V261H62L61 256L55 254V253H57V252H55V249H57V248H53L54 245H58L59 243H61V241L48 240ZM99 243L100 244L102 243L103 246L105 245L104 246L105 249H103L104 247H102V244L99 245ZM110 243L112 245H110ZM145 243H146V245H144ZM247 243H248V247L246 246ZM118 244L120 246H116ZM106 245H110V246H108V248L111 247L114 250H112L110 248V249H108L109 250V252H108ZM127 245H129V247ZM181 245L183 246V244H181ZM115 246L118 248H116ZM122 246L124 247V249L122 248ZM254 246L256 247V249ZM245 247H246V249H245ZM125 248H126V251H124ZM134 249H136V250H134ZM137 249H140V250L142 249L141 251H143V252L141 253ZM144 249L145 250L148 249V250L145 252ZM111 250L113 251V253ZM181 250L182 251H180L179 253L182 252V254H180V255L184 256V257H179L180 255L178 254V256L175 257L177 262L176 263L172 262L173 264H179V262H178L179 260L181 262L182 260L185 261L188 259L190 252L189 251L186 252V250L184 248H181ZM110 251H111L112 255L113 254L119 255L121 251L126 253V254L129 253L128 255L130 257H131V255L132 256L134 255V257L136 256L137 259H134V257H131V258L129 257L130 259L128 258L129 260H127V262H126V260L124 262H120L119 261L120 255H119V257L117 255L115 256L118 258V259L116 258L117 259L116 260L115 257L112 258L114 255L112 256L110 254ZM136 254H138V255H136ZM141 254H142V256H141ZM254 254L257 255V258H255L253 261H251V259H249V261H248V258ZM98 255L100 256L99 258H98ZM128 255H126V256H128ZM77 256L84 258L81 254H77ZM235 256H237V257H235ZM140 257H142V258H140ZM143 257L146 259H144ZM23 258L25 260H23ZM38 259H39V261H38ZM85 259H88V258L85 257ZM106 259H108L110 261H105ZM139 259H141V260H139ZM175 259L173 258V261H176ZM103 260L106 263H104ZM98 261H100V262H98ZM257 261L259 263H257ZM110 264H113V263H110ZM262 264H264V262Z\"/></svg>",
	"mask_w": 264,
	"mask_h": 264
},
{
	"label": "crops",
	"instance_id": "0c3cea01",
	"mask_svg": "<svg viewBox=\"0 0 264 264\" xmlns=\"http://www.w3.org/2000/svg\"><path fill=\"white\" fill-rule=\"evenodd\" d=\"M6 81L2 78V75L0 74V95H2V97L0 96V105H1V102L2 101H4V98H8L7 97V95L6 96H4L3 95V93H1V91L3 90V87H4V85L6 84L5 83ZM2 121H3V115L2 114H0V124H1V126H0V142L2 141V139H3V132H2V130H3V127H2ZM2 136V137H1ZM13 171V170H12ZM15 171H18V170H14L13 171V176L14 177H16V183H19V184H21V180L19 179L20 178V172L18 171V172H15Z\"/></svg>",
	"mask_w": 264,
	"mask_h": 264
}]
</instances>
